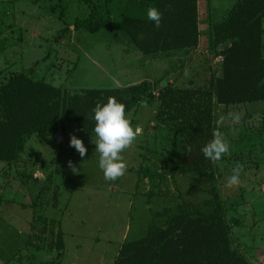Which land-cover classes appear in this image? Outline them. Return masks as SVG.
<instances>
[{"label": "rangeland", "instance_id": "rangeland-1", "mask_svg": "<svg viewBox=\"0 0 264 264\" xmlns=\"http://www.w3.org/2000/svg\"><path fill=\"white\" fill-rule=\"evenodd\" d=\"M151 1L109 0L107 8L114 18L121 13L140 15L141 8L147 15ZM234 1L198 0L199 42L189 52L193 59L187 65L178 50L161 56L140 53L135 59L128 52L136 48L119 31L72 30L75 19L88 15L84 0H0V83L20 71L67 91H80L125 87L144 74L153 94L126 113L133 128L143 131L122 153L128 169L115 181L106 180L98 166L99 153L92 142L96 135L84 137L71 124L62 133H50L45 143L26 136L14 161H0V264H111L120 244L143 234L160 210L174 208L181 199L208 206V182L189 184L195 172L173 171L147 196L149 184L134 169L164 170L171 152L180 151L182 142L170 122L154 115L156 95L167 83L201 87L210 75L218 74L219 64L212 63L216 61L208 48V29ZM64 26L67 31L57 36ZM129 62L141 65V72L123 79ZM235 116L238 124L233 123ZM213 126L230 145V155L213 167L225 216L238 222L229 226L231 243L251 264H264V101L215 105ZM71 135L83 141L84 157L70 146ZM237 167L242 168L241 183L229 186L228 177ZM58 237L61 248L55 245Z\"/></svg>", "mask_w": 264, "mask_h": 264}, {"label": "trees", "instance_id": "trees-1", "mask_svg": "<svg viewBox=\"0 0 264 264\" xmlns=\"http://www.w3.org/2000/svg\"><path fill=\"white\" fill-rule=\"evenodd\" d=\"M84 1L90 8L88 15L75 19L72 30L119 31L143 55L178 50L179 58L184 59L198 45V0H152L150 6L146 4L163 13L159 29L142 8L140 15L121 13L114 18L107 8L109 0ZM67 29L61 28L57 36ZM208 38L212 55L222 56L218 74L210 75L201 87L167 83L156 95L155 117L166 118L182 142L180 151L170 154L174 164L170 161L164 170L149 166L134 169L149 184L147 196L173 171L195 172L189 184L208 182V206L181 199L174 208L160 210L143 234L120 244L111 264H251L231 243L229 226L238 222L226 218L213 164L204 159L200 149L215 131V105L264 101V0H235L218 22H210ZM149 87L148 81L141 80L125 87L67 91L24 72H14L0 83V161H14L26 136L36 133L39 142L45 143L50 133H62L66 124L84 137L93 136V109L98 103L115 97L126 105L127 113L143 97L153 95ZM51 200L53 205L57 201L56 189ZM55 245L62 247L59 237Z\"/></svg>", "mask_w": 264, "mask_h": 264}, {"label": "clouds", "instance_id": "clouds-1", "mask_svg": "<svg viewBox=\"0 0 264 264\" xmlns=\"http://www.w3.org/2000/svg\"><path fill=\"white\" fill-rule=\"evenodd\" d=\"M167 10L171 11L172 6L168 5ZM162 17L163 13L156 7L147 9V19L152 21L157 29L161 26ZM93 112L96 139H92V142L95 144V151L99 153L98 166L106 180L115 181L123 177L128 169V164L122 153L135 144L143 130L138 126L133 128L126 115V105L115 97H109L104 104L98 103ZM239 122V116L233 117L234 124ZM32 135L35 137L36 133ZM69 143L81 157L85 156L87 149L81 139L71 135ZM200 151L205 160L212 164H218L224 156L230 155V145L224 134L215 130L212 133V139L203 145ZM68 166L74 173L78 171L71 161L68 162ZM241 171L240 167L233 170V174L227 180L229 186L241 183Z\"/></svg>", "mask_w": 264, "mask_h": 264}, {"label": "crops", "instance_id": "crops-1", "mask_svg": "<svg viewBox=\"0 0 264 264\" xmlns=\"http://www.w3.org/2000/svg\"><path fill=\"white\" fill-rule=\"evenodd\" d=\"M197 46H198V45H197ZM193 50H194V49H193ZM130 53L133 54V56H134L135 59H138V60H139V59H140L139 56L141 57L139 51L137 52L136 50H132V51L128 52V54H130ZM156 55L159 56V55H162V54H160V53L158 52V53H156ZM192 56H193V54L190 55V57L187 58V65H190L189 63H190V62L192 61V59H193ZM191 57H192V58H191ZM141 69H142V68H141V65H139L138 67H136V66H134L133 64H130V62H129V63L126 64L125 67L123 68V71H122L121 76H123V79H124V78H128V79H129V78H131L132 76H134L138 71H139V72L137 73L138 75H137V74H136V75L139 76V74H140V72H141V71H140ZM185 71H186V68H185ZM136 75H135V76H136ZM141 76H142V77H141V78H142L141 80L149 81V76H148V75H144V74H142ZM141 80H140V81H141ZM167 81L170 82L171 79H168ZM187 86H190V85H187ZM191 86H192V85H191Z\"/></svg>", "mask_w": 264, "mask_h": 264}, {"label": "built area", "instance_id": "built-area-1", "mask_svg": "<svg viewBox=\"0 0 264 264\" xmlns=\"http://www.w3.org/2000/svg\"><path fill=\"white\" fill-rule=\"evenodd\" d=\"M221 60H222V56H221V55H216V56L214 57V61H216V62H212V63H217V64H219Z\"/></svg>", "mask_w": 264, "mask_h": 264}]
</instances>
